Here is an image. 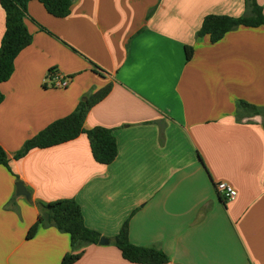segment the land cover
<instances>
[{"label": "crops", "instance_id": "crops-1", "mask_svg": "<svg viewBox=\"0 0 264 264\" xmlns=\"http://www.w3.org/2000/svg\"><path fill=\"white\" fill-rule=\"evenodd\" d=\"M246 13V0H75L56 18L28 3L32 44L0 84V146L12 171L0 166V264H61L72 253L70 236L53 225L27 237L41 205L64 199L110 241L84 248L74 264H134L112 241L126 221L130 242L159 248L169 264H264V26L215 44L196 37L208 15ZM4 32L0 5V46ZM56 76L68 86L55 87ZM109 84L84 130L112 131L113 163L94 160L85 133L14 159ZM17 178L30 199L16 194Z\"/></svg>", "mask_w": 264, "mask_h": 264}, {"label": "trees", "instance_id": "trees-1", "mask_svg": "<svg viewBox=\"0 0 264 264\" xmlns=\"http://www.w3.org/2000/svg\"><path fill=\"white\" fill-rule=\"evenodd\" d=\"M37 1L46 11L56 17L65 18L70 12L75 0H0L5 13V32L0 46V84L10 79L14 73L15 60L18 55L32 44L33 37L26 26L28 3ZM247 13L242 17L226 15H208L204 18L197 38L208 37L212 44L222 40L232 30L240 27L258 28L264 26V12L257 0H246ZM194 55L193 47H186V59L190 61ZM112 85L98 90L88 97L87 102H81L69 116L58 120L36 136L28 140L14 159L19 160L35 149L56 146L85 133L90 141L94 160L104 166L113 163L118 156V145L112 131L103 127L84 130L85 120L90 110L102 102L111 92ZM4 96L0 91V103ZM240 109L258 113L259 109L249 103L240 101ZM11 158L0 146V166L10 168ZM19 179L17 178V181ZM42 210L36 223L30 228L27 237L33 238L43 225H53L59 231L70 236L72 253L65 255L61 264H74L84 252V248L97 245L102 235L85 225L82 209L73 199L58 200L41 205ZM120 250L122 257L134 264H169L168 256L157 247H142L133 245L129 240V221H126L120 233L112 239Z\"/></svg>", "mask_w": 264, "mask_h": 264}, {"label": "built area", "instance_id": "built-area-1", "mask_svg": "<svg viewBox=\"0 0 264 264\" xmlns=\"http://www.w3.org/2000/svg\"><path fill=\"white\" fill-rule=\"evenodd\" d=\"M53 80L55 82V87L57 88H66L68 86V81L58 76L53 78ZM216 189L219 193L223 194L228 200H233L237 196V192L235 191V189L227 183L217 184Z\"/></svg>", "mask_w": 264, "mask_h": 264}, {"label": "water", "instance_id": "water-1", "mask_svg": "<svg viewBox=\"0 0 264 264\" xmlns=\"http://www.w3.org/2000/svg\"><path fill=\"white\" fill-rule=\"evenodd\" d=\"M83 102H87V98L83 99ZM16 194L18 196H22L25 197L26 199H30L31 198V193L27 190L26 186L24 185V183L22 181H18L16 183ZM110 243L109 239L107 238H101L99 241L100 245H108Z\"/></svg>", "mask_w": 264, "mask_h": 264}, {"label": "rangeland", "instance_id": "rangeland-1", "mask_svg": "<svg viewBox=\"0 0 264 264\" xmlns=\"http://www.w3.org/2000/svg\"><path fill=\"white\" fill-rule=\"evenodd\" d=\"M67 81L69 82V79H67Z\"/></svg>", "mask_w": 264, "mask_h": 264}]
</instances>
